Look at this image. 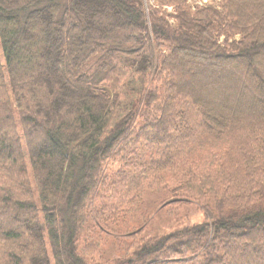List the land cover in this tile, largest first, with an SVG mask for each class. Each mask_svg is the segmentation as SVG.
<instances>
[{"label":"trees","instance_id":"trees-1","mask_svg":"<svg viewBox=\"0 0 264 264\" xmlns=\"http://www.w3.org/2000/svg\"><path fill=\"white\" fill-rule=\"evenodd\" d=\"M179 10L173 25L148 14L143 0H0V44L20 126L9 143L0 128V158L6 147L15 150L0 162L12 160L20 177L0 202V264H51L47 236L56 264H86L76 255L77 214L114 145L141 120L160 127L162 148L177 152L182 146L165 139L182 134L177 120L184 116L199 120L203 135L217 142L232 137L208 182L199 180L200 188L209 186L207 195L221 197L225 216L212 223L206 209L205 223L164 237L139 259L255 264L261 256L264 264V80L257 75L264 64V0ZM215 20L224 24L217 35ZM214 73L215 80L206 79ZM182 100L194 108L184 113ZM154 106L159 117H141ZM27 160L33 191L22 179ZM11 246L29 255L22 261L8 253Z\"/></svg>","mask_w":264,"mask_h":264},{"label":"rangeland","instance_id":"rangeland-1","mask_svg":"<svg viewBox=\"0 0 264 264\" xmlns=\"http://www.w3.org/2000/svg\"><path fill=\"white\" fill-rule=\"evenodd\" d=\"M173 1L175 0H143L144 9L148 14L157 15L163 23L168 21L174 25L179 22V8L193 14L195 11H206L216 2L182 0L184 3L179 5ZM212 27L217 35L224 24L215 20ZM231 38L235 43L241 42L238 35ZM170 47L168 43L163 44L166 55L170 54ZM0 72V128L3 131L1 135L8 138L9 143L16 129L19 134L17 127L20 126L1 44ZM214 74L206 76V79L215 80L218 73ZM257 75L264 80V64L263 71H259ZM235 78L233 76L231 81ZM238 93H244L247 104L253 103L249 92L242 90ZM209 94L214 96L215 92L210 90ZM181 106L184 113L187 109L194 108L193 103L187 100H182ZM158 110L156 106L146 109L141 117L153 120L159 117ZM177 125L181 126L182 134L172 133L165 139L168 145L178 143L182 146L177 152L174 149L168 152L162 148L159 140L163 130L160 127L151 129L141 120L128 131V139L114 145L110 157L101 166L93 192L77 214L80 223L76 234V255L86 264H147V261L139 259L142 251L170 234L205 223L206 209L214 217L212 223H219L225 216V213L220 214L224 212L220 209L221 197L207 195L209 186L200 188L199 180L208 182V176L213 171L212 164L216 166L224 161L223 157L228 153L232 137L228 135L222 142H217L215 138L203 135L199 120L188 116L177 120ZM239 142L240 145L243 144L240 140ZM6 148L3 157H14L15 150ZM23 153L26 157L25 150ZM162 161L165 163L162 164ZM25 165L26 176L22 179L30 183L33 191V174L28 160ZM18 180L20 177L13 161L5 159V165L0 162V202L2 197L16 190ZM180 183L189 184L193 188L178 190ZM216 187L218 190L233 188L228 185ZM26 189L27 186L23 185L22 194ZM186 240L187 238L183 239ZM44 246L51 264H56L48 236L45 237ZM183 249L187 250L186 246ZM8 253L24 261L29 250L11 246ZM262 259L259 256L252 261L262 264Z\"/></svg>","mask_w":264,"mask_h":264}]
</instances>
